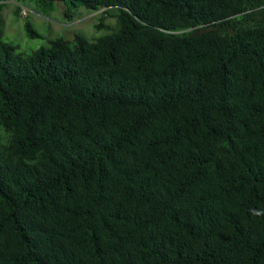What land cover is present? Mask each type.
<instances>
[{
	"label": "trees",
	"instance_id": "1",
	"mask_svg": "<svg viewBox=\"0 0 264 264\" xmlns=\"http://www.w3.org/2000/svg\"><path fill=\"white\" fill-rule=\"evenodd\" d=\"M63 1L116 22L0 18V264H264V0Z\"/></svg>",
	"mask_w": 264,
	"mask_h": 264
},
{
	"label": "rangeland",
	"instance_id": "2",
	"mask_svg": "<svg viewBox=\"0 0 264 264\" xmlns=\"http://www.w3.org/2000/svg\"><path fill=\"white\" fill-rule=\"evenodd\" d=\"M16 5L20 8L18 14L14 11ZM67 6L70 8L69 14L66 13ZM115 14L114 8L106 12L81 4H66L63 0H53L50 9L43 8L36 0H5L0 5L2 39L16 44L21 51L29 52L48 44L55 37L71 40L76 32L94 38L110 31L109 27L116 22ZM25 19L33 23L40 36L31 37L26 33Z\"/></svg>",
	"mask_w": 264,
	"mask_h": 264
},
{
	"label": "water",
	"instance_id": "3",
	"mask_svg": "<svg viewBox=\"0 0 264 264\" xmlns=\"http://www.w3.org/2000/svg\"><path fill=\"white\" fill-rule=\"evenodd\" d=\"M64 41H67V40H64Z\"/></svg>",
	"mask_w": 264,
	"mask_h": 264
}]
</instances>
